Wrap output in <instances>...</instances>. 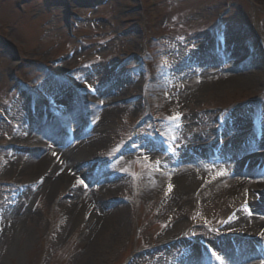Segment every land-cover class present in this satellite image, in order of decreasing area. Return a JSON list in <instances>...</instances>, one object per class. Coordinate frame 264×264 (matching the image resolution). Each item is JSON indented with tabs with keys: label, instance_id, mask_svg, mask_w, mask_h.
<instances>
[{
	"label": "rangeland",
	"instance_id": "1",
	"mask_svg": "<svg viewBox=\"0 0 264 264\" xmlns=\"http://www.w3.org/2000/svg\"><path fill=\"white\" fill-rule=\"evenodd\" d=\"M231 48L237 54L225 61ZM230 76L249 83L226 82ZM30 131L93 169L74 186L54 179L53 155L29 171L27 160L40 156L25 139ZM261 145L264 0H0V264H173L165 254L206 243L224 259L234 230L225 226L264 217V200L246 215L243 193L217 194L215 185L225 174L264 178V158L239 173L216 167L212 152L227 159ZM188 158L204 170L169 191L161 169ZM82 191H100L99 200L68 221L69 199ZM8 206L14 218L6 221ZM104 210L119 218L97 224L91 241ZM253 249L245 256L260 251ZM194 258L222 264L201 248Z\"/></svg>",
	"mask_w": 264,
	"mask_h": 264
},
{
	"label": "bare ground",
	"instance_id": "2",
	"mask_svg": "<svg viewBox=\"0 0 264 264\" xmlns=\"http://www.w3.org/2000/svg\"><path fill=\"white\" fill-rule=\"evenodd\" d=\"M237 54L236 49H228L226 50L225 54L222 56L224 60L232 59ZM244 68V67H243ZM235 69H240L239 65H236ZM239 71V70H237ZM243 73V72H242ZM234 76V75H233ZM230 76V78L225 79L226 82L229 83H242V84H248V80L243 79L242 77H233ZM236 76V75H235ZM116 98H107L104 99V101L108 102H114ZM105 111V109H104ZM103 111V112H104ZM111 109H107L105 113L112 112ZM38 112V113H37ZM36 114L38 116H35L32 118L31 123H36V126L34 124H31L34 127V131L36 132L38 130L39 125H42V117L41 112L37 111ZM75 123L81 122L80 120V113H76L74 116ZM43 120V119H42ZM52 120V119H50ZM233 120H231L232 122ZM70 123V122H69ZM72 123V122H71ZM236 126H238L236 123L232 126V129H234ZM59 129H55V133ZM31 132V131H30ZM47 132H49L47 130ZM32 133V132H31ZM51 135V134H50ZM58 135V134H57ZM77 137V135H76ZM25 139L27 142H33L36 147L38 148V152H40L39 157H31L28 159L27 162V168L29 171L37 172L46 164L50 158L49 155H53L55 160L57 161L58 165L56 167H59V171L57 172V175L55 174V180L62 179L66 181L68 184L73 185L75 180V177L77 175H87V173L93 169L92 166H90V162L81 160V158L78 157V155H73L71 152L68 151L69 147H66L64 145H58L62 144L60 142H57L55 144L56 147H52L49 142L41 141L38 135L35 134H26ZM82 142V141H81ZM80 142V143H81ZM78 144L75 146L72 150L77 151L82 149V146L84 144ZM252 147V146H250ZM250 147H242L239 148L238 151H233L234 154L228 152V154L225 157H218V153L216 156H213L211 158L212 163L216 165V167L220 169H226V170H232L233 172H236L235 169L239 173L243 172L246 173L248 171H255V161L259 157L264 158V146H257L253 147L252 149ZM84 148V147H83ZM253 150L255 151V155L252 154L247 156L243 155L238 157L242 152ZM81 153V152H80ZM79 153V154H80ZM233 155V156H232ZM50 156V157H51ZM75 157V158H74ZM251 157V158H249ZM49 158V159H48ZM229 159H231L232 163L229 162ZM247 162V166H245V169H241V164ZM252 165V169L250 166ZM205 163L201 162L200 159L196 158H188V159H180L176 163L171 164L169 167L167 166V169H161V171L165 170V173L162 174L163 176V182L166 186H169V184L175 186L177 182L181 183V187L186 188L185 184H188V181L192 182L193 177L198 176L205 168ZM259 166V165H258ZM255 168V170H254ZM264 172V171H263ZM242 173V175H243ZM232 175L225 174L223 178L220 179L219 183L215 185L214 193H235V192H241L244 194L245 200H242L246 203L245 210L250 209V211L255 212L257 210L258 205L262 202L260 200L264 197V178L260 179H250L245 176H236L231 177ZM50 182V177L47 178ZM53 179V183H56V181ZM78 182V181H76ZM74 186V185H73ZM105 187V185H103ZM182 188H180L182 190ZM179 189V190H180ZM98 192H91V191H82L77 197L69 199L68 203V209H69V219L68 221L74 220L73 218V212L76 210V207L79 205H88L91 202H95L99 200V193ZM182 193H178V191H174L170 194L172 198L181 199L183 197L182 194H184L183 191H180ZM13 206H8L6 209L5 214V220H9L14 216H9V212L12 211ZM244 210V211H245ZM100 211L99 215L97 216V220L95 221V224L93 223L92 227L89 229L87 236L88 238L93 241V238L97 236V224L109 222L112 219H118L119 218V212H112L110 210H104L102 213ZM225 226V228H234L232 230L231 234L228 235L227 241L224 242L223 250H224V259L216 261V263H220L222 261L223 263L228 264H260L261 259H264V237H261L260 233L264 232V217L261 216H253L252 218H249L248 220L239 221L238 219L230 220ZM222 232H224L226 229ZM223 234V233H222ZM229 240V241H228ZM250 248H254L253 251L260 249V251H257L255 254L246 257L245 253L249 251ZM199 245H193L190 246L189 249L186 250V253L181 254L180 256L178 254H172L167 253V255L164 260H169V258L173 259V264H184L182 258L187 257L189 258L187 264H201L199 263V259L197 260L196 254L197 251H199ZM196 253V254H195ZM259 254V255H257ZM244 255V256H243ZM192 256V257H190ZM178 257V258H177ZM170 261V260H169Z\"/></svg>",
	"mask_w": 264,
	"mask_h": 264
},
{
	"label": "snow or ice",
	"instance_id": "3",
	"mask_svg": "<svg viewBox=\"0 0 264 264\" xmlns=\"http://www.w3.org/2000/svg\"><path fill=\"white\" fill-rule=\"evenodd\" d=\"M165 66H167L166 62H165ZM87 87H88L90 90H93V91L95 90V89L92 88L91 85H87ZM181 116H182L181 113H176V114H174V115L168 117V119H169L170 121H178V120L181 118ZM175 139H176V137H174V136L171 138V140H172L173 142L175 141ZM166 142H169V141L166 140ZM169 150H172V149H169ZM218 175H224V171H223V170L219 171V172H218ZM79 183H83V181H79ZM172 187H173V186H172L171 184H169V186H168L169 191H171ZM260 235H261V237H264V232L260 233ZM210 251H211L212 256L215 257L216 260H222L221 256L218 255L217 252H216L215 250H210ZM260 264H264V259H261Z\"/></svg>",
	"mask_w": 264,
	"mask_h": 264
}]
</instances>
